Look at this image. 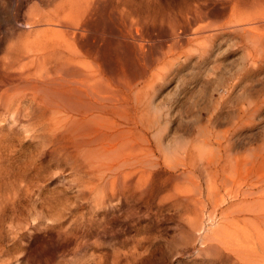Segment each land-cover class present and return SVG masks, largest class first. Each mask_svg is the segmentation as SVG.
<instances>
[{
  "label": "bare ground",
  "instance_id": "obj_1",
  "mask_svg": "<svg viewBox=\"0 0 264 264\" xmlns=\"http://www.w3.org/2000/svg\"><path fill=\"white\" fill-rule=\"evenodd\" d=\"M5 1L17 32L0 58V115L27 123L39 156L23 158L16 135L0 129L1 216L41 189L48 156L77 178L79 203L60 202L63 216L86 201L91 218L110 205L148 211L156 203L158 211L193 215L194 233L213 226L204 249L212 263L264 264V137L251 146L236 136L255 125L264 98L259 105L250 95L222 129L214 110L199 127L185 124L182 99L165 94L228 36L245 47V69L260 68L264 0H168L167 11L159 0ZM227 83L222 104L236 85ZM89 226L81 227L86 234ZM134 245L130 255L141 247Z\"/></svg>",
  "mask_w": 264,
  "mask_h": 264
},
{
  "label": "rangeland",
  "instance_id": "obj_2",
  "mask_svg": "<svg viewBox=\"0 0 264 264\" xmlns=\"http://www.w3.org/2000/svg\"><path fill=\"white\" fill-rule=\"evenodd\" d=\"M20 2L25 5L28 4L29 0H20ZM145 2L146 0H143V3ZM150 2L154 1L151 0ZM157 2L159 3H157V7L160 6L161 8L162 6L166 11L167 9L170 10L171 6L166 5L169 3L168 0ZM6 5L5 0H0V58L5 52L6 45L15 38L17 32L16 26L10 21V11L8 12ZM153 5L155 2L151 6ZM216 43L212 51V56H216L215 59L211 56L212 58L208 60L210 63L207 61L202 64L195 61L189 68H184L181 73L183 77L180 76L183 80L178 78L181 82H175L179 89H175L177 85L174 83V86L171 85L165 91L168 96L169 93H172L174 98L179 96L182 99L183 102L180 101L179 103H182L184 112L186 110L183 114V117H186L184 119L185 124H188L192 119L191 122L194 121L195 126L199 127L205 123V118L213 113V115L218 114V117L223 116L222 119L218 118V124L222 123V129H226L235 121L237 115L235 113L250 95L252 97L254 95V99L255 96H258L256 101L264 98L262 97L264 95V64L259 65L260 68L254 71H247L245 69L247 63L245 47H240L241 44H237V41L234 42L232 36L220 39ZM208 64L213 68H210ZM239 76H242V80H239L240 83L237 84L235 78ZM180 83L181 86H179ZM223 83L236 84L230 88L227 95V99L229 98L227 101L230 103L226 102V104H222L219 98ZM169 89V93H166ZM242 92L245 93L242 94L243 98L240 97ZM191 95H193L194 104L188 103L187 99ZM237 100L239 101L237 102ZM261 102L263 99L259 105L262 104ZM205 103H208L207 108ZM198 106L200 107L196 108ZM198 109L200 110L198 111ZM210 110L211 112L214 110L215 113H211ZM196 111L201 114H197ZM260 111L259 115H255V125L236 135L240 142L254 146L262 141L264 137V102ZM188 115H192L194 119ZM13 118V115L1 114L0 129L4 126L2 128L3 133L7 130V132L12 131V135H16V143L20 145L21 151L27 156L23 158L27 160L30 158L37 159L39 148L35 146L36 144L30 137V127L27 123L21 122V119L15 122V118L14 120ZM198 121H201V124ZM220 128L216 127L218 131L221 130ZM246 147L249 146L246 145ZM49 160L50 158L47 156L41 162L42 164L40 163V166L44 167L45 170L43 173L45 181L40 185L41 189H34V196L33 194L30 197V194L22 195L24 199L19 208L13 211L14 214L10 213L5 216L0 214V264H222L212 263L211 253L204 250L207 244L205 237L211 232L213 226L206 222L204 229L194 233L190 226L193 215H184L183 212V215L181 213L175 214L167 207L164 211H158L160 209L157 210L156 203L154 205L152 203V206L149 207L151 209L148 208V211L146 209L138 210L137 207L126 204H122V207L118 205V208L110 205L104 210L105 213L101 212L98 216L91 218L90 212L93 206L86 201L74 213L63 216L61 210L63 207L60 202L67 200V203L69 201H72L73 204L79 203L78 199L73 198L77 191V178L67 170L65 164L55 162L50 164ZM53 195L59 196L60 199L55 200L56 202L50 206L43 204V202L51 203L50 199ZM1 209L2 206L0 205ZM157 211L161 213L158 214ZM83 223L85 226L90 224V230L88 229L89 233L87 234V228H81L84 226ZM198 227H200V222ZM136 244L137 246L141 244V250H138V254L130 255L128 248L133 250L135 248L133 245L136 246ZM142 247H145L144 251ZM140 251L143 252L140 253ZM126 253H128L127 257L124 256Z\"/></svg>",
  "mask_w": 264,
  "mask_h": 264
}]
</instances>
